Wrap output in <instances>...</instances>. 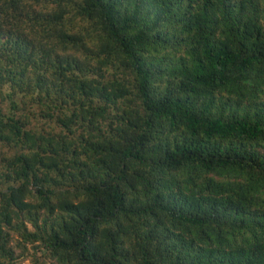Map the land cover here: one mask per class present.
I'll use <instances>...</instances> for the list:
<instances>
[{
	"label": "trees",
	"instance_id": "obj_1",
	"mask_svg": "<svg viewBox=\"0 0 264 264\" xmlns=\"http://www.w3.org/2000/svg\"><path fill=\"white\" fill-rule=\"evenodd\" d=\"M0 264H264V0H0Z\"/></svg>",
	"mask_w": 264,
	"mask_h": 264
}]
</instances>
